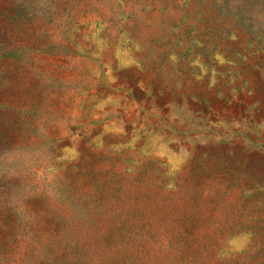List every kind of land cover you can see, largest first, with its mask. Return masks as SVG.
Instances as JSON below:
<instances>
[{"label": "rangeland", "instance_id": "374dc122", "mask_svg": "<svg viewBox=\"0 0 264 264\" xmlns=\"http://www.w3.org/2000/svg\"><path fill=\"white\" fill-rule=\"evenodd\" d=\"M0 264H264V0H0Z\"/></svg>", "mask_w": 264, "mask_h": 264}]
</instances>
